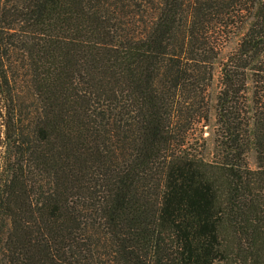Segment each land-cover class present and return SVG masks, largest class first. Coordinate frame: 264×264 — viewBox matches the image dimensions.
Masks as SVG:
<instances>
[{
	"label": "trees",
	"instance_id": "16d2710c",
	"mask_svg": "<svg viewBox=\"0 0 264 264\" xmlns=\"http://www.w3.org/2000/svg\"><path fill=\"white\" fill-rule=\"evenodd\" d=\"M0 98V264H264V0H0Z\"/></svg>",
	"mask_w": 264,
	"mask_h": 264
},
{
	"label": "rangeland",
	"instance_id": "374dc122",
	"mask_svg": "<svg viewBox=\"0 0 264 264\" xmlns=\"http://www.w3.org/2000/svg\"><path fill=\"white\" fill-rule=\"evenodd\" d=\"M250 13L248 11H243L237 17V21H235L237 25L231 26L230 28L224 30L223 32H216V35L219 55L214 60L213 68H212V79L208 88L205 91V97L208 106V121L204 122H196L192 129L188 132V143L191 145V151L195 154L202 156L203 158L209 160L212 157V151L214 150L215 138L217 135V125H216V113H215V103L217 94L221 88V64L226 58V56L233 51L240 39L246 27L248 26V22L250 20ZM249 18V20H246ZM219 33V34H218ZM262 73L259 72V75ZM253 91V84L249 80L248 87L243 92V96L241 101L244 99L251 100ZM29 101V99H28ZM8 101H3L0 98V109L3 113L6 114L5 106L8 110ZM4 131V134H3ZM5 136V127L0 122V182L4 178V164L6 165V144L4 142ZM189 146V145H188ZM247 163L251 168H255V156L253 150L248 151L246 155Z\"/></svg>",
	"mask_w": 264,
	"mask_h": 264
},
{
	"label": "built area",
	"instance_id": "2783aa9c",
	"mask_svg": "<svg viewBox=\"0 0 264 264\" xmlns=\"http://www.w3.org/2000/svg\"><path fill=\"white\" fill-rule=\"evenodd\" d=\"M0 122H1V124H2L1 118H0ZM3 127H4V125H3ZM3 134H4V131H3Z\"/></svg>",
	"mask_w": 264,
	"mask_h": 264
}]
</instances>
